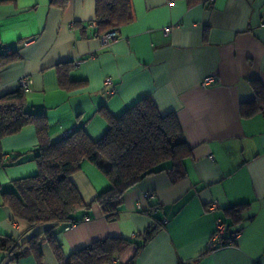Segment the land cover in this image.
Masks as SVG:
<instances>
[{"label": "crops", "instance_id": "crops-1", "mask_svg": "<svg viewBox=\"0 0 264 264\" xmlns=\"http://www.w3.org/2000/svg\"><path fill=\"white\" fill-rule=\"evenodd\" d=\"M131 3L135 21L116 31L115 42L105 44L95 35V0H0V53L4 47L16 52V59L0 69V96L18 90V80L28 77L26 111L45 115L51 141L80 126L97 141L108 129L103 112L117 118L148 97L161 115L175 114L191 150L181 167L183 179L174 183L162 172L129 189L117 222L108 223L93 204L73 224L55 228L63 256L107 238L141 242L157 223L158 230L139 251L130 246L109 264H264V0ZM76 59H83L82 64L71 65L66 74L84 85L66 90L57 67ZM210 77L215 81L202 87ZM107 78L112 84L105 85ZM250 82L261 88V110L242 118L241 104L255 100ZM0 145L1 191L37 174L33 126ZM71 182L87 205L110 188L88 162ZM148 192L157 198V212L143 199ZM212 203L215 213H209ZM239 205L248 206L245 221L230 227L241 231L239 237L231 244L227 232L207 249L215 220ZM24 227L0 201V236L20 237L23 243L47 228L21 236ZM41 239V264H57ZM11 259L0 252V264H38L31 255Z\"/></svg>", "mask_w": 264, "mask_h": 264}, {"label": "trees", "instance_id": "trees-1", "mask_svg": "<svg viewBox=\"0 0 264 264\" xmlns=\"http://www.w3.org/2000/svg\"><path fill=\"white\" fill-rule=\"evenodd\" d=\"M195 6L206 0H184ZM65 1L61 4L63 8ZM135 21L131 0H95V24L97 37L115 32ZM11 55L0 53V69L13 62ZM83 61V59H81ZM72 63L57 67L59 84L66 90L82 87L84 82L69 81L66 72ZM255 94L252 103L241 104L240 116L250 118L261 110L262 91L255 82H250ZM26 94L14 90L0 96V143L1 140L19 134L33 126L37 138L34 162L37 174L11 183L12 189L1 191L2 207H7L13 220L22 223L24 236L36 228L47 227L43 232L31 236L21 243L20 237L0 236V252L18 261L33 256L42 263V239L51 248L57 264H109L118 259L128 247L139 251L158 230L157 223L144 234L142 241L107 238L64 257L53 235L58 226L73 224L82 211L91 205L100 207L108 223L120 218L124 194L147 177L168 172L173 182L184 178L182 164L191 155L179 122L173 113L161 115L148 98L140 99L121 116L114 118L103 112L108 124L106 133L97 141L91 140L82 126L66 137L51 141L49 127L43 113L26 111ZM3 152L0 145V162ZM84 162L95 165L109 181L110 188L97 195L91 204H85L71 182ZM154 204L152 203L151 212ZM248 210L247 205L233 206L223 211L224 221L229 227L241 225ZM248 217L247 220H250ZM224 245V244H223Z\"/></svg>", "mask_w": 264, "mask_h": 264}, {"label": "built area", "instance_id": "built-area-1", "mask_svg": "<svg viewBox=\"0 0 264 264\" xmlns=\"http://www.w3.org/2000/svg\"><path fill=\"white\" fill-rule=\"evenodd\" d=\"M165 32L167 33L168 31L165 30ZM100 41L102 43H105V44H110V43H113L116 41L117 37H116V33L115 32H108V33H105L103 35H101L99 37ZM3 52L4 54L6 55H11L15 52V49L13 48H10V47H4L3 48ZM82 60L81 59H76L73 61L72 63V66L73 68H78L81 64H82ZM214 78L213 77H210V78H207L205 79L201 86L202 87H206L207 85H210L214 82ZM105 85H110L112 84V79L111 78H107L105 79ZM18 89L22 90V92L24 94H27V93H30L31 92V80L28 78V77H21L18 82ZM115 93L114 90H111L110 91V94L113 95ZM210 159H213L212 156L209 157ZM143 199L144 200H147L151 203L154 204V207L152 208V211L153 212H157L158 211V203H157V198L155 196V194L151 193V192H148V193H145L143 195ZM137 210L141 211L142 208H141V205L140 204H137ZM217 211V207L215 204H211L210 207H209V213H215ZM163 224H165V220H163ZM68 230V228H67ZM228 232V237H229V240L231 242V244L239 237V235L241 234V231L239 230H232L228 224H226V222L224 221L223 218H220V219H216L215 220V228H214V232L213 234L211 235L209 241H208V244H207V249L209 250H212L215 245H217L218 243L221 242L223 236L225 235V233ZM222 244V243H221Z\"/></svg>", "mask_w": 264, "mask_h": 264}]
</instances>
